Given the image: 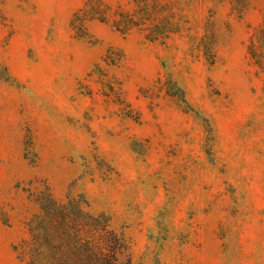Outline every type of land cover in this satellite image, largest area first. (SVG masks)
Listing matches in <instances>:
<instances>
[{"label": "rangeland", "instance_id": "rangeland-1", "mask_svg": "<svg viewBox=\"0 0 264 264\" xmlns=\"http://www.w3.org/2000/svg\"><path fill=\"white\" fill-rule=\"evenodd\" d=\"M86 2L0 0V264L38 181L105 213L132 264H264V0H192L165 43L77 36Z\"/></svg>", "mask_w": 264, "mask_h": 264}, {"label": "trees", "instance_id": "trees-1", "mask_svg": "<svg viewBox=\"0 0 264 264\" xmlns=\"http://www.w3.org/2000/svg\"><path fill=\"white\" fill-rule=\"evenodd\" d=\"M192 0H132L133 9L112 13L107 0H87L75 14L73 30L87 37L86 23L111 22L122 33L136 28L150 41L165 43L181 31L182 13ZM263 36H264V29ZM2 66V65H0ZM3 67V66H2ZM0 79L13 80L6 67ZM28 198L38 209L25 223L28 237L14 246L22 264H132L129 244L105 213L94 214L81 194L65 199L54 196L45 182L38 181Z\"/></svg>", "mask_w": 264, "mask_h": 264}]
</instances>
